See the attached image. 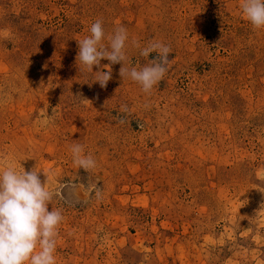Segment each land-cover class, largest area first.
<instances>
[{"label":"rangeland","instance_id":"obj_1","mask_svg":"<svg viewBox=\"0 0 264 264\" xmlns=\"http://www.w3.org/2000/svg\"><path fill=\"white\" fill-rule=\"evenodd\" d=\"M241 3L0 0V165L47 176L56 264H264V29ZM96 20L106 47L127 29L129 69L171 48L150 93L81 70Z\"/></svg>","mask_w":264,"mask_h":264},{"label":"clouds","instance_id":"obj_2","mask_svg":"<svg viewBox=\"0 0 264 264\" xmlns=\"http://www.w3.org/2000/svg\"><path fill=\"white\" fill-rule=\"evenodd\" d=\"M243 17L253 29H264V0H242ZM105 31L100 20L90 26V35L78 41L76 60L82 65L81 70L94 73L95 82L106 88L112 79L111 65H122L120 77H128L139 84L144 93H150L159 84L166 72L171 48L161 42H149L139 55L147 59V63L137 69L125 66L127 56L126 43L129 39L127 29L117 26L114 33L107 37L109 43H103ZM136 47L139 44L132 42ZM156 53L154 59L149 56ZM109 61V65L101 68V61ZM96 66L100 70L93 71ZM107 69V70H104ZM122 111H127L123 107ZM54 118V112L48 120ZM123 123V121H121ZM46 123V121H45ZM74 163L90 170L96 167V161L90 154H85L81 144L71 146ZM17 171L11 164L0 165V264H56L55 250L57 229L63 220L61 210L49 211L53 194L47 188L48 179L42 182L41 172L36 167L25 170L22 165Z\"/></svg>","mask_w":264,"mask_h":264}]
</instances>
